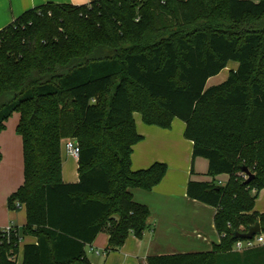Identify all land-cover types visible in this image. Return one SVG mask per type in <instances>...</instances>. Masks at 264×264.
<instances>
[{
    "label": "trees",
    "instance_id": "obj_1",
    "mask_svg": "<svg viewBox=\"0 0 264 264\" xmlns=\"http://www.w3.org/2000/svg\"><path fill=\"white\" fill-rule=\"evenodd\" d=\"M231 62L228 79L208 87ZM24 182L7 201L26 211L21 232L0 229V264H92L87 248L109 235L105 254L143 237L150 209L132 190L151 191L168 166L134 171L148 126L185 124L193 158L211 182L188 196L216 209L220 242L210 252L150 256L147 264H264V245L235 251L237 233L259 223L264 190V0L48 2L0 30V132L15 114ZM79 149L76 183L62 178V143ZM2 153L0 150V160ZM248 168L252 181L243 172ZM228 175L227 183L217 177ZM247 177V179L245 178Z\"/></svg>",
    "mask_w": 264,
    "mask_h": 264
},
{
    "label": "crops",
    "instance_id": "obj_2",
    "mask_svg": "<svg viewBox=\"0 0 264 264\" xmlns=\"http://www.w3.org/2000/svg\"><path fill=\"white\" fill-rule=\"evenodd\" d=\"M92 1L0 0V30L7 27L26 11L48 2L80 6ZM229 65L230 63L227 68ZM238 67L237 63L230 69V73L236 71ZM219 75L211 79L214 80ZM19 118L20 115L14 123V132L7 133L6 130L0 132V150L5 159L8 156L16 157V155L19 159L20 152L23 150L22 138L16 132ZM134 119L137 131L143 136V140L134 147L132 154L133 170L147 169L159 162L166 164L168 171L161 184L153 190H132L134 200L150 209L148 229L144 232L143 237L138 239L130 236L122 249L102 256L90 253L88 247V259L92 264H147L150 256L212 251L221 239L214 223L216 209L191 199L187 194V186L190 181H212V178L208 176V160L201 157L193 158V142L185 138V124L181 120L175 119L172 128L165 130L146 125L138 113L134 114ZM62 159L63 181L65 183L78 182V159L67 154L65 141L62 143ZM228 180V175L217 177V181L223 185ZM18 184L11 187L13 188L12 191H3L0 196L1 230L13 227L21 232L26 224L25 209L9 211L7 206L9 196L17 191L23 183L20 186ZM255 211L264 214V210L257 209V206ZM108 242L109 235L103 232L90 247L105 252ZM27 243L35 244L37 240L32 237L24 239L20 245L18 264L22 263L23 246Z\"/></svg>",
    "mask_w": 264,
    "mask_h": 264
},
{
    "label": "rangeland",
    "instance_id": "obj_3",
    "mask_svg": "<svg viewBox=\"0 0 264 264\" xmlns=\"http://www.w3.org/2000/svg\"><path fill=\"white\" fill-rule=\"evenodd\" d=\"M254 2H259L260 0H251ZM237 63L231 62L229 67L226 68V70H223V72L214 80H210L208 82V87H212L214 85H217L218 83H222L225 80L228 79L230 75V69L234 66H236ZM18 113H15L6 123V131L7 133H12L15 131V125L16 118L18 117ZM178 120V119H176ZM4 130V131H5ZM2 152V151H1ZM24 182V157H23V150L20 152V156L18 159V156L16 157H7L5 159L3 153H2V159L0 160V196L3 191L8 192V190L12 191L13 188L17 183L20 186L21 183ZM263 192V193H262ZM257 209H263L264 210V190L260 191L259 197L257 198ZM18 258V257H17Z\"/></svg>",
    "mask_w": 264,
    "mask_h": 264
},
{
    "label": "built area",
    "instance_id": "obj_4",
    "mask_svg": "<svg viewBox=\"0 0 264 264\" xmlns=\"http://www.w3.org/2000/svg\"><path fill=\"white\" fill-rule=\"evenodd\" d=\"M65 150L68 155L72 156L75 159L79 158L80 149L75 140H67L65 143ZM247 179V177H245ZM219 184H222L221 182ZM7 234L13 231L12 227L4 229ZM258 245H264V236H255L252 240L238 241L235 245V251L243 252L247 249L254 248ZM88 251L97 256L106 255L105 252L100 250H95L94 248L89 247Z\"/></svg>",
    "mask_w": 264,
    "mask_h": 264
},
{
    "label": "water",
    "instance_id": "obj_5",
    "mask_svg": "<svg viewBox=\"0 0 264 264\" xmlns=\"http://www.w3.org/2000/svg\"><path fill=\"white\" fill-rule=\"evenodd\" d=\"M243 172L248 176V181L247 183H249L250 181L253 180V176L250 173V171L248 170V168H244ZM262 234V229L259 223L255 224L254 226H251L248 228V232L246 233H237L235 235V237L237 239H244V240H252L255 236L261 235Z\"/></svg>",
    "mask_w": 264,
    "mask_h": 264
}]
</instances>
